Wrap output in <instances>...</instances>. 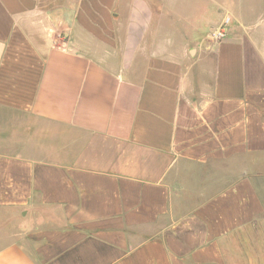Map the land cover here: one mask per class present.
Returning <instances> with one entry per match:
<instances>
[{
    "label": "crops",
    "instance_id": "crops-1",
    "mask_svg": "<svg viewBox=\"0 0 264 264\" xmlns=\"http://www.w3.org/2000/svg\"><path fill=\"white\" fill-rule=\"evenodd\" d=\"M207 1L0 0V264H264V0Z\"/></svg>",
    "mask_w": 264,
    "mask_h": 264
},
{
    "label": "rangeland",
    "instance_id": "rangeland-1",
    "mask_svg": "<svg viewBox=\"0 0 264 264\" xmlns=\"http://www.w3.org/2000/svg\"><path fill=\"white\" fill-rule=\"evenodd\" d=\"M197 1L204 2V0H195V2H197ZM222 1L226 4H228V8L231 7V1L230 0H227V1L222 0ZM207 3L212 9H214V8L217 9V5L213 4L210 0L207 1ZM12 216L13 215L0 217V245L8 242V240H11V238L16 235V232L18 231V229H20L22 226L19 223L25 221V219L20 220L18 218L19 219L18 220L17 217L15 218Z\"/></svg>",
    "mask_w": 264,
    "mask_h": 264
},
{
    "label": "built area",
    "instance_id": "built-area-1",
    "mask_svg": "<svg viewBox=\"0 0 264 264\" xmlns=\"http://www.w3.org/2000/svg\"><path fill=\"white\" fill-rule=\"evenodd\" d=\"M228 21H229V19L226 18L225 21H224V24H227ZM222 37H223V31H222V27L221 26L211 30V32L209 33V38L211 40L217 41V40H220Z\"/></svg>",
    "mask_w": 264,
    "mask_h": 264
}]
</instances>
